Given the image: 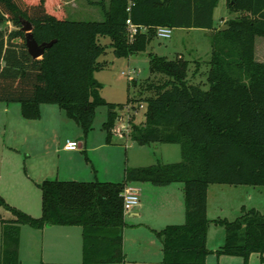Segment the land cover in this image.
Here are the masks:
<instances>
[{
  "label": "trees",
  "instance_id": "16d2710c",
  "mask_svg": "<svg viewBox=\"0 0 264 264\" xmlns=\"http://www.w3.org/2000/svg\"><path fill=\"white\" fill-rule=\"evenodd\" d=\"M225 1L237 14L216 28L218 0H108L106 5L100 0L94 4L102 20L68 19L62 0H0V102L17 103L27 120L39 118L41 104L56 105L84 138L92 129L96 108L104 106L107 143L120 111L144 104V120L129 121V139L139 145L178 144L181 151L179 162L125 167L120 182L44 180L39 184V217L0 197V206L14 216L0 221V264H19L21 225L80 226L83 264L123 262L121 193L132 182L183 185L185 222L157 232L162 264H204L211 252L206 246L211 221L225 230L216 255L240 256L245 264L251 253L263 257L264 213L242 207L232 221L206 216L209 185L264 187V62L255 59V38L264 37V0ZM127 18L146 30L129 39ZM23 19L32 24L38 44L54 41L40 58L33 59L21 42ZM7 22L14 29L6 32L2 26ZM159 26L211 31L207 88L189 81L191 60L180 54L167 59L149 53L150 72L158 77L143 83L149 95L139 92L125 104L104 100L94 78L104 66L98 58L106 45L99 37L109 38L115 57H127L144 52Z\"/></svg>",
  "mask_w": 264,
  "mask_h": 264
},
{
  "label": "rangeland",
  "instance_id": "374dc122",
  "mask_svg": "<svg viewBox=\"0 0 264 264\" xmlns=\"http://www.w3.org/2000/svg\"><path fill=\"white\" fill-rule=\"evenodd\" d=\"M68 1L70 5L72 4V7L73 5L81 7L76 13L72 14L69 10H66L68 19H103L100 7L94 4L100 0ZM102 1L105 5L108 3V0ZM236 14L229 10L225 0H218L213 14L214 26L223 27L225 21L233 18ZM2 29L7 32L13 30L14 26L10 22H7L2 26ZM210 35L211 31L201 28L172 29L170 38L155 37L144 52L127 57H115L108 45L110 42L109 38L99 37L100 43L106 45L105 52L98 58V61L103 62L104 66L94 72V78L101 84V97L108 102L125 104L128 98L136 97L139 92H142L143 97L148 96L149 93L145 92L142 85L149 77L153 78L149 69V53L163 56L167 59H173L180 54L185 59L191 60L190 71L188 73L189 81L191 83H199L202 88L206 89L208 86L206 81L208 66L206 62L210 58L211 49ZM255 59L264 62V37L257 36L255 38ZM157 79L158 77L154 79V82L158 81ZM4 105V102H0V149L5 144L6 150L3 148L0 151L3 152L0 155V159L4 161L3 165L8 169V177L19 181V178L24 179L28 174L34 178L40 171H52L53 173H51L50 178H56L54 175L56 170L62 166V163L64 164L65 159L72 156V154L63 153L62 147L67 139H76L78 133L79 136L83 135L82 132L80 133V128L58 107H55L53 111H46L43 106L41 120L35 119V121L27 120L23 117L22 119H17L12 114L6 115L2 111ZM10 105H13L17 109V103H11ZM134 106L137 108H134L136 110L127 105L120 111L122 118L115 123L111 143L106 142V133L102 129V123L106 119V108L98 106L92 123V129L84 138V141L88 140L89 147L88 144H85L84 148L76 149L75 151L78 157H80L79 160L85 163L84 151L86 152L93 165L98 168V180L105 178L100 172L103 159L110 158L113 160V176L118 178L115 180H121L125 162L126 166L131 167L133 166L131 164L136 162L138 155L144 154L148 149H153L152 146L154 145L152 143L149 146H140L130 140V127L127 131L122 132V127L119 126L126 125L128 122L127 114H129V121L131 123L139 124L144 120V104L138 106L137 103H134ZM132 115H134L133 119ZM168 146L174 147L176 153L179 155V161L181 158L179 145ZM170 154L172 153H169L168 156ZM146 155L147 158L140 162H147L146 164H152L157 162V160L162 162V159L158 157V153ZM163 158L164 160H172L170 157ZM90 180H94V178ZM29 185L31 187L32 184ZM229 187L231 186H211L207 213L209 219L213 220L217 217L227 218V220L235 219L239 215L237 210L234 209L236 204H242L247 209L254 208L264 213V187L243 186L247 190L232 193L233 195L225 192ZM33 189L36 193L35 204L40 207V190L38 188ZM215 194L218 195L214 196ZM40 212L41 209L38 214H41ZM28 214L33 217L31 213ZM0 215L14 218L11 212L5 211L2 207H0ZM224 237V228L211 221L208 231L209 247L213 248L215 245L217 248V246L224 242ZM208 255L204 264H245L243 258L240 256L216 255L215 253ZM262 258L257 253H251L246 264H264V253ZM38 259L39 255L37 252L33 255V253L27 252L24 246L21 245V249L18 252L19 264H41Z\"/></svg>",
  "mask_w": 264,
  "mask_h": 264
},
{
  "label": "crops",
  "instance_id": "0c3cea01",
  "mask_svg": "<svg viewBox=\"0 0 264 264\" xmlns=\"http://www.w3.org/2000/svg\"><path fill=\"white\" fill-rule=\"evenodd\" d=\"M62 2L65 11L69 10L71 14L76 13L77 10L81 8L78 6L75 7L74 5L72 7V4L70 5L68 0H62ZM215 27L219 28L218 26ZM42 107L45 108L46 111H53L54 108L57 106L52 104H41L40 116L36 120H41L42 118V113H43ZM16 108L17 109H15L13 105L5 103L2 111L6 113V115L12 114L13 117L17 119L18 118L22 119L19 105H17ZM76 137H77L76 139L75 138L67 139L65 143L68 140H76L79 142L78 149L84 148L85 144H88L89 147L88 140L84 141L83 135L79 136L78 133V136ZM150 144L140 145V146H149ZM152 144L154 145L152 146L153 149H148V151L147 152L145 151L144 154L138 155L136 157V162L131 164L133 165L131 167H143V166L151 165V164H146L147 162H140L141 160L143 161L144 159L147 158L146 154H150V153L152 154L158 153V157L162 159L161 163H175V161L179 162L181 160L180 158V160L178 161L179 155L176 153L174 147L168 146L174 144H168V143H152ZM64 145L62 147L63 153L72 154V156L71 157L69 156L67 159H65L64 164L62 163V166H60L58 170H56L54 174L56 178H50L51 173H53L52 171L49 172L40 171L39 173L36 174V177L34 178L28 174L26 178L25 177L24 179L19 178V181H17V179L8 177V169L6 166L3 165L4 161L0 159V163H1L0 164V195H1L0 197H2L7 204L19 208L24 212L26 211L25 213L27 214L31 213L33 217L34 216L37 217V215L39 217V215H41L38 214L41 209V205L39 207L35 204L36 193L33 188H38L40 190L39 184L42 181L47 179H57L63 181L74 180V181H85V182L98 180L99 179L98 168L93 165L92 161L86 155V152L84 151L85 160H86L85 163L79 160L80 157H78V154L75 152L76 150H66L64 148ZM3 148L4 149L6 148L5 144H3L0 151ZM1 153L3 152H0V155ZM169 153L172 154L168 156ZM163 157L165 158L170 157L172 160H164ZM180 157H181V151H180ZM157 162H159V160H157ZM157 162H154L152 164H155ZM113 166L114 163L112 159L110 158L103 159L100 172L105 178H103V180H98V181H103V182L122 181L124 175V169L125 167H128L126 166V162L122 169L121 180H115L118 178H116V176H113L114 175ZM91 178H94V180H90ZM29 184H32L31 187ZM130 184L135 186L139 191V204L136 207H134L132 210L124 212L125 226L122 232V248L124 253V260L123 262L106 263V264H162V259H163L162 243L159 237L157 236V232L164 229L168 225L183 224L185 222L183 185L177 182L165 186H155L149 182H132ZM216 185H228V184H211L208 186L207 206H206L207 218H208L207 213H208L209 194H210L211 186H216ZM229 186L231 187L225 190V192L229 193L230 195H233L232 193H239V192H243L244 190H247L243 186H249V185H229ZM220 188L223 189L224 187H220ZM217 195L218 194H215L214 196ZM40 202H41V190H40ZM242 207H245V205L236 204L234 207V209L237 210L239 215L241 214ZM2 208L5 211H8L4 207ZM7 219H12V218L3 217L0 215V221ZM225 219L227 220V218ZM209 227L210 224L207 230L206 246L211 251L210 253H215V250L218 249L224 242L219 246H217V248L215 245L213 246V248L209 247V242H208ZM0 234H1V222H0ZM82 241H83L82 228L80 226L45 225L41 229H38V228H32L27 225H21L19 229L18 252L21 249V245H23L24 248L27 250V252H31L33 253V255H35L37 252V254L39 255L38 260L41 264H83ZM0 242H1V235H0ZM208 256L209 255H207V258Z\"/></svg>",
  "mask_w": 264,
  "mask_h": 264
},
{
  "label": "built area",
  "instance_id": "2783aa9c",
  "mask_svg": "<svg viewBox=\"0 0 264 264\" xmlns=\"http://www.w3.org/2000/svg\"><path fill=\"white\" fill-rule=\"evenodd\" d=\"M127 11H129V8H127ZM126 30H127V34H128L129 39H132L133 36L139 30L145 31L146 27L136 25L130 20V18H127L126 19ZM171 33H172V28H169V27L159 26L156 28V37L170 38ZM127 117H128V122L126 123V125H119L122 127L121 128L122 132L127 131L128 128L130 127L129 126V114H127ZM114 129H113V132H114ZM120 135H123V134H120ZM78 147H79V142L76 140H68L64 145V148L66 150H76V149H78ZM121 198H122V204H123L124 212L130 211L139 204V191L135 186L128 183L124 186V188L122 190Z\"/></svg>",
  "mask_w": 264,
  "mask_h": 264
},
{
  "label": "water",
  "instance_id": "95a60500",
  "mask_svg": "<svg viewBox=\"0 0 264 264\" xmlns=\"http://www.w3.org/2000/svg\"><path fill=\"white\" fill-rule=\"evenodd\" d=\"M20 28L25 33V37L21 42L26 46L28 54L33 59L40 58L43 55L45 49L50 47L54 42L50 41L48 43L38 44L32 34L33 26L28 20L23 19Z\"/></svg>",
  "mask_w": 264,
  "mask_h": 264
}]
</instances>
